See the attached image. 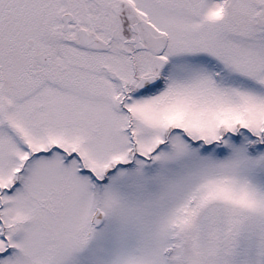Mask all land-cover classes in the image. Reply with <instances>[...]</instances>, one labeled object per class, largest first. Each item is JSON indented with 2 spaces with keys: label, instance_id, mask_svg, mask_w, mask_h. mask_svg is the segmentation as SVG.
Masks as SVG:
<instances>
[{
  "label": "snow or ice",
  "instance_id": "1",
  "mask_svg": "<svg viewBox=\"0 0 264 264\" xmlns=\"http://www.w3.org/2000/svg\"><path fill=\"white\" fill-rule=\"evenodd\" d=\"M0 264H264V0H0Z\"/></svg>",
  "mask_w": 264,
  "mask_h": 264
}]
</instances>
